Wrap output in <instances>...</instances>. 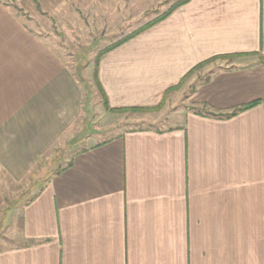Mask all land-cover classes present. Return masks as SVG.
I'll use <instances>...</instances> for the list:
<instances>
[{"label": "crops", "instance_id": "obj_1", "mask_svg": "<svg viewBox=\"0 0 264 264\" xmlns=\"http://www.w3.org/2000/svg\"><path fill=\"white\" fill-rule=\"evenodd\" d=\"M123 1L37 0L51 14L73 5L113 14ZM234 54L244 55L170 90L196 65ZM61 58L0 0L9 180L74 136L83 97ZM98 80L108 109L156 125L90 133L7 214L0 264H264V0H189L104 53Z\"/></svg>", "mask_w": 264, "mask_h": 264}, {"label": "rangeland", "instance_id": "obj_2", "mask_svg": "<svg viewBox=\"0 0 264 264\" xmlns=\"http://www.w3.org/2000/svg\"><path fill=\"white\" fill-rule=\"evenodd\" d=\"M3 1L28 26L51 41L52 48L59 52L69 71L82 82L79 84L83 108L74 127V136L60 138L23 179L12 181L0 172V236L5 225L12 226L11 218L5 220L7 214L26 204L35 186L39 188L40 184L68 163L73 152L83 149L90 133L100 130L104 131L105 136H111L127 128H134L137 124L138 127L156 125L146 124L152 122L154 116L148 118V122L140 123L135 120L139 114L136 112L108 113L93 78L94 62L96 56L104 50L116 45L182 0H124L113 14L97 6L81 10L74 5L51 14L40 5L36 7L33 0ZM196 74L198 79L205 76ZM144 113L141 114L146 115Z\"/></svg>", "mask_w": 264, "mask_h": 264}, {"label": "trees", "instance_id": "obj_3", "mask_svg": "<svg viewBox=\"0 0 264 264\" xmlns=\"http://www.w3.org/2000/svg\"><path fill=\"white\" fill-rule=\"evenodd\" d=\"M188 1L189 0H182L180 2H177L176 4L172 5L164 14H162L159 17H157L153 21L147 23L146 25L142 26L140 29H138L137 31L133 32L128 37H126L125 39H123L120 42H118L116 45L109 47L108 49H106L102 53H100L98 56H96L95 62H94L93 78H94L95 84H96V86L98 88V91L101 94L102 102H103V104H104V106L106 107L107 110H109L110 112H124L123 109L122 110H119V109L114 110V109H108V107H107L106 97H105L103 89H102V87H101V85L99 83V80H98V63H99V60L102 57V55L104 53H106L107 51L112 50V49L116 48L117 46L123 44L124 42L128 41L129 39L135 37L136 35L140 34L141 32L145 31L146 29L150 28L154 24L158 23L159 21L165 19L169 14H171L172 11H174L176 8L180 7L181 5L185 4ZM33 2L35 3L36 7L39 8V4H38L37 0H33ZM243 55L244 54H234V55H222V56L211 57L210 59H208V60L196 65L194 68H192L188 73H186L184 75V77L181 79L180 83L178 85H176L175 87H172L170 90H173L174 88L180 87V85L184 82V80H186L194 71H196L197 69L203 67L204 65H206V64H208L210 62H213V61L218 60V59L232 58V57L243 56ZM78 81H79V83L81 82L79 79H78ZM84 87H85V89H88V87L86 85H84Z\"/></svg>", "mask_w": 264, "mask_h": 264}]
</instances>
